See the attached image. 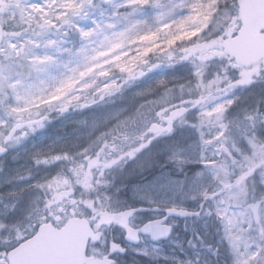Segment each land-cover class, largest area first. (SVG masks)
<instances>
[{"label":"snow or ice","instance_id":"obj_1","mask_svg":"<svg viewBox=\"0 0 264 264\" xmlns=\"http://www.w3.org/2000/svg\"><path fill=\"white\" fill-rule=\"evenodd\" d=\"M204 2L205 0H171V2L169 0H147V3L141 6L132 3V0H101L102 19L96 20L92 12V9L96 8V0H91L90 3L82 4L78 13H73L64 20L58 21L55 16L63 11L62 0H55V3L53 0H37L33 7L41 10L42 32L55 33L58 39L48 40L42 46L39 41L31 37H28L23 45L19 37L10 38L7 45L0 43V52L8 57L5 61L4 56H0V62L12 66L16 72H19V67L15 66L18 61H22L23 65H27L29 81L34 79L40 81L43 78H47L45 82L54 80L56 91L63 93L65 88H71L77 76L86 77V73L91 70L88 65L82 63L85 59L91 57L95 60L96 55H104V51L90 48V43L96 37L107 34L109 30L124 31L132 25L148 23L147 19L143 18L146 9L152 10V20L158 25L167 26L170 22H176L177 25L187 24ZM77 4H80V0H77ZM217 7L219 9L217 15L212 18L207 28L199 33V36L203 37V42L198 43L196 39H192L189 41L191 47L184 45L186 54L179 63H171L174 57L169 52L166 62L148 63L147 71L142 69L139 73L129 74L125 84L119 88L116 94H123L136 84L137 76L139 80H142L148 73L161 67H175L181 64L190 67L187 84L176 78L171 80L162 78L151 85L156 91L151 97L144 96L143 99L151 98L154 103L148 109H142V111H147V115H140L134 128L119 127L122 115H115L114 118L106 115L93 121V127L86 143L75 142L69 146L66 141L56 140L44 147L48 151L44 148L35 151L30 160L36 169H45V174L40 178L33 180V168L29 167L25 170L26 176L20 173L15 178L0 183V239L4 240L0 243V264H76L70 252L65 253L57 248L48 247L47 242L42 238L44 227L50 226L53 233L57 234L53 237V241L62 239L67 235L65 229L69 223L67 216L56 212L59 205L52 203L53 195L49 189L62 177L71 180L72 172L69 169L76 168L80 164L87 168L86 156H90V161L95 163L102 150L104 153L109 151L107 142L113 140L114 137L117 138L113 141L114 143L119 142V136L133 141L125 151L128 156L132 157L134 163H139L141 169L152 161L153 154L163 156L170 161L164 164L165 167L176 166V172L182 174V179L174 178L171 172H161L158 175H152L150 180L137 188L144 193L140 197L142 202L151 199V203L155 204V197L150 198L148 193L154 192L157 188L167 189L174 194L179 193L177 198L183 197L186 201L193 202L195 207L182 205L185 210L180 215L186 220L189 217L201 215L200 212L194 210V208L202 207L200 201L204 199V189L201 185L206 184L207 179L216 172L215 169L209 172L205 163H199L202 166L199 171L190 168L191 164L188 161L193 158L197 161L201 160V153L205 154L203 160L208 164L219 163L215 152L223 143L224 151H221L220 155H223L226 160L229 154L234 158L232 161L234 174L235 165L244 160L252 165H260L251 172L249 180L257 182L258 178L264 179V63L252 69L250 82L245 83L241 80V69L235 58L230 55L227 59L217 58L215 42L223 36L228 22L238 17L239 5L234 3L233 5H217ZM53 9L56 11L53 12ZM104 10H107V19L103 18ZM225 12L228 21L217 28L216 22ZM45 13L48 15H44ZM85 22H90L92 27H84ZM240 28L241 24L237 19V31L231 33L233 39L237 37ZM260 30L264 33V27ZM72 34L78 36L80 46L78 48L61 47V44L68 43V37ZM223 38L227 39V37ZM41 47L44 49L43 52L40 51ZM196 51L199 52V58L193 55ZM65 55L69 59L61 60V57ZM53 69H56L55 76H53ZM61 69L62 72H60ZM6 75V84L0 92V98L7 96L0 109V157L5 156L10 149L21 145L30 133L33 135L44 129L52 117V113L45 109L39 112L41 119L30 126L23 125L17 120L15 113L23 107L18 103L20 88L17 86V81L20 77ZM88 82L87 78L81 81V83ZM108 84L109 80L103 81L104 87ZM217 84L225 91L227 89H232V91L220 99H211L209 102L210 90ZM257 86H259L258 92L255 91ZM240 88L248 89L253 101L250 109L241 110L242 114L232 111L236 106L234 93ZM201 89L206 91L202 92ZM147 90L143 89L137 93L142 94ZM99 99L103 101L108 97L101 96ZM225 104L230 106L225 109ZM94 106L95 103L80 104L79 110H87ZM71 110L68 104L59 107L60 113ZM87 123L85 121L84 125L87 126ZM206 124L215 126V133L219 138L213 140L214 134L205 132ZM178 129H191L196 139L189 141L177 138ZM110 130H112L111 135H108ZM101 136L103 139L97 143L96 141ZM162 137L170 139L165 143H160ZM207 153H213V155L208 157ZM115 155L114 152L113 157ZM127 158L125 156L119 162L112 158L111 166H105L104 178L107 179V174L119 167V163H123ZM96 171L97 169L94 168L93 172ZM25 180L28 181L25 187H11L16 181ZM77 191L82 190L78 188ZM75 195L74 192L73 197ZM261 203L264 204V201ZM147 210L161 212L159 207L121 209L122 212L130 214L129 219L138 211ZM220 211L221 209H218L217 214ZM84 212L86 216L92 215L90 209H85ZM173 214H175V208L166 207L162 213L163 222L167 223ZM208 215L211 217L212 213L209 212ZM144 223H149V221ZM259 230L264 235V218L259 220ZM92 249H101L103 256L107 258L105 264H116V255L126 251L114 240L109 243L106 235L102 248L99 241L85 245L84 256L93 255ZM216 254L219 255V249L216 250ZM243 264H264V243L249 247Z\"/></svg>","mask_w":264,"mask_h":264},{"label":"rangeland","instance_id":"obj_2","mask_svg":"<svg viewBox=\"0 0 264 264\" xmlns=\"http://www.w3.org/2000/svg\"><path fill=\"white\" fill-rule=\"evenodd\" d=\"M236 1L205 0L203 6L190 18V23L181 25H177L176 22H170L167 26L158 25L152 20V10L146 9L143 18L147 19L148 23L132 25L124 31L118 29L116 32H112L109 30L107 34L96 37L90 43V48L102 50L104 55H96L95 60L91 57L85 59L82 63L88 65L91 70L86 73V77L77 76L72 82L71 88H65L63 93L56 91L54 80L45 82L47 78H43L40 81L35 79L29 81L27 65H23L22 61H18L15 66L19 67V72H16L12 66L0 62V92L3 91L6 84V74L20 77L17 81V86L20 88L18 103L23 107L15 113L17 120L23 125L30 126L41 119L39 112L48 109L52 113V117L44 129L33 135L30 133L21 145L10 149L8 156L2 159L0 183L15 178L20 173L26 176L25 170L29 167L33 168V180L40 178L45 174V169H36L32 165L30 157L35 151L46 145H51L56 140L66 141L69 146L75 142L86 143L93 127V121L106 115H109L110 118L122 115L119 127L134 128L140 115H147V111H142V109L146 110L154 103L151 98L143 99L144 96L151 97L152 93L156 91L151 85L162 78L170 80L176 78L187 84L190 67L186 64L161 67L148 73L142 80H139L137 76L135 85L123 94H116L119 88L125 84L128 75L139 73L142 69L147 71L150 62H166L169 52L174 57L171 63H179L186 54L184 45L191 47L189 41L192 39H196L198 43L203 42V37H200L199 33L204 31L212 22V18L217 15L219 11L217 5H233ZM36 2L37 0H0V25L4 30L3 44L7 45L8 39L16 37L20 38L21 45L28 37L39 41L42 46L48 40L58 39L55 33L42 32L43 17L40 16L41 10L33 7ZM90 2L91 0H80V4H77V0H62L63 11L55 16V19L64 20L65 17L78 13L82 4ZM132 3L142 6L147 3V0H132ZM101 10V0H96V8L92 9L96 20L102 19ZM104 13L103 18L107 19V10H104ZM38 17L40 18L38 19ZM237 19L238 17H234L228 22L223 36L215 42L218 59H227L229 55L234 58L231 45L237 40L238 35L233 39L231 33L237 31ZM226 21H228V16L225 12L219 16L216 27L222 26ZM83 26L92 27L90 22H85ZM223 37H227V39ZM60 46L78 48L80 39L72 34L68 37V43ZM43 50L41 47L40 51L43 52ZM193 55L199 58L198 51ZM0 56H4V53L0 52ZM4 59L7 61L8 57L4 56ZM68 59L67 55L61 57L63 61ZM256 66L243 68L238 65L241 69L242 82H250L253 74L252 69ZM62 71L61 69L60 72ZM52 72L55 76L56 69H53ZM32 75L34 77L35 73L33 72ZM86 78L89 82L81 83ZM104 80H109L107 87L103 86ZM193 87L195 86L193 85ZM143 89L148 90L142 94L137 93ZM201 91L205 92L206 90L201 89ZM231 91L232 89L225 91L217 84L210 90L209 102L211 99H220ZM255 91H259V86L255 88ZM234 95H236V106L232 109L233 112L242 114V109L251 108L253 101L248 89H237ZM101 96H107L108 99L101 101L99 99ZM6 99V95L0 98V109ZM93 103H95L94 107L79 110L80 104L91 105ZM63 104H68L72 110L60 113L59 107ZM229 106L225 104L224 108ZM133 109L136 110L133 111ZM85 121L88 122L87 126L84 125ZM111 131L108 135H111ZM205 132H212L213 140L219 138L215 133L214 125L206 124ZM176 137L189 141L196 139L195 133L191 129H178ZM100 139H103V136L96 142L98 143ZM116 139L114 137L113 140L107 142L109 151L104 153L102 150L95 163L90 161V156H86L87 168L80 164L76 168L69 169L72 172V179L60 178L49 191L53 195L52 203L59 205L56 208L57 213L64 214L68 218L84 217L90 220L97 231L101 233L99 241L101 248L105 235L108 239L109 230H112L111 227L109 228L108 214L121 213V209H123H114L110 198L114 194L113 198L119 199L117 191L124 187L130 179L143 178V181L130 185L129 193L132 205L129 207L148 209L159 207L161 209V212L138 211L130 222L133 228H139L146 220L152 221L160 218V213H163L166 207L175 208V214H173L175 218L170 219L174 223L175 231L170 239L152 243L150 240L139 238L136 245L129 247L128 254L121 257L116 256L117 264H243L248 248L257 243H264V235L259 230V220L264 218V204L261 203L264 201V179L258 178L257 182L248 179L251 172L260 166L259 164L252 165L241 160L235 165L234 174L232 168L234 158L229 154L226 160L223 155H220V152L224 151L223 143L215 152L219 163L208 164L203 160L204 153H201V160L197 161L193 158L188 161L191 164L190 168L196 171L201 170L202 166L199 163H205L209 172L212 169H215L216 172L207 179L206 184L201 185L204 189V199L200 201L202 207L194 208L201 215L189 217L186 220L180 215L185 210L182 205L195 207L193 202L186 201L183 197L177 198L179 193L174 194L167 189L159 188L148 193L150 198L155 197V204L151 203V199L142 202L140 197L144 193L137 188L150 180L152 175H158L161 172H171L174 178L182 179V174L176 172V166L165 167L164 164L170 163V161L163 156L153 154L152 161L141 169L139 163H134L132 157L128 156L125 151L133 141L119 136V142L114 143L113 141ZM169 139V137H162L160 143H165ZM44 150L48 151L47 148ZM114 152L116 153L115 157H113ZM212 155L213 153H207L208 157ZM125 156L128 158L123 163H119V167L109 172L108 178L105 179V166H111V159L114 158L119 162ZM94 168L97 169L96 172H93ZM94 177L95 179H93ZM123 177L129 180L123 185L116 184L117 181L118 183L123 182ZM27 183V180L16 181L11 187L21 188L25 187ZM78 188L82 191H77ZM74 192L76 193L75 197H73ZM79 192L80 198H76ZM207 201L211 203L207 204ZM85 209H90L92 215L86 216ZM218 209L221 211L217 214ZM209 212L212 213L211 217L208 215ZM250 229H252L251 232ZM3 242L4 240L0 239V243ZM217 249H219L218 256ZM97 250L101 249H92L93 255L97 254Z\"/></svg>","mask_w":264,"mask_h":264},{"label":"water","instance_id":"obj_3","mask_svg":"<svg viewBox=\"0 0 264 264\" xmlns=\"http://www.w3.org/2000/svg\"><path fill=\"white\" fill-rule=\"evenodd\" d=\"M240 20L247 34L242 36L241 42L234 47L235 55L239 63L251 65L264 59V37L251 34L264 27V0H238ZM3 32L0 27V43ZM1 158V157H0ZM66 236L58 241H53L57 234L53 233L50 226H45L42 238L48 247H54L65 253H71L76 264H86L88 258L84 256L85 245L89 240L94 241L96 235L90 227L89 222L82 218H72L66 225ZM98 264H105L98 262Z\"/></svg>","mask_w":264,"mask_h":264},{"label":"flooded vegetation","instance_id":"obj_4","mask_svg":"<svg viewBox=\"0 0 264 264\" xmlns=\"http://www.w3.org/2000/svg\"><path fill=\"white\" fill-rule=\"evenodd\" d=\"M1 160H0V162H1ZM142 181H143V178L131 180V181H128L127 183L125 182L126 184L124 185V187H122V188L119 187L120 189L117 191L119 194V200L124 202V200L126 199L125 195H127V198H128L129 187H130V185H132L131 183H133V182L139 183ZM80 192L77 194L78 197H76V198H80ZM124 192H125V194H124ZM118 209H120V208H118ZM129 215L130 214L127 212H121V213L118 212V213H114V214L109 213L107 216V219H109V222L113 223V229L111 231L109 230V237H108L109 243H111L114 240L118 245L123 246V248L126 249V251L123 254H126L128 252V248L126 247V245L128 243L134 242L136 240V239L132 240V238H133V237H131L132 235H136V236L137 235H143L144 237H149L152 240H154L156 237H158L160 235L165 237L166 229L163 228L165 225H167L168 227L170 226V232H169L168 236L166 238H164L163 240L169 239L172 236V234L174 233L175 226H174V223H172L170 221V219L175 218L173 215H171V217L168 219L167 223H164L163 218L160 217L158 219L149 221V223H143V225L137 230H134L131 228V225L129 224V222H130ZM102 216H104V215H102ZM146 221H148V220H146ZM94 230L97 233L96 241H100L101 233L99 231H97L96 228ZM95 242H91V243H95ZM123 254L118 253L116 256L121 257ZM98 257H99V259H98ZM88 258H89V262L87 264H96L97 261L107 259L106 257L103 256V252L101 250H97L96 255H91ZM115 260H116V257H115ZM116 264H117V262H116Z\"/></svg>","mask_w":264,"mask_h":264},{"label":"trees","instance_id":"obj_5","mask_svg":"<svg viewBox=\"0 0 264 264\" xmlns=\"http://www.w3.org/2000/svg\"><path fill=\"white\" fill-rule=\"evenodd\" d=\"M245 76V75H244Z\"/></svg>","mask_w":264,"mask_h":264}]
</instances>
